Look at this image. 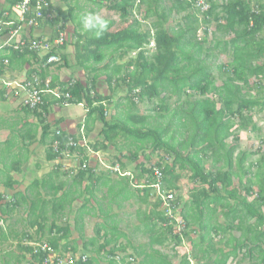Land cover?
Listing matches in <instances>:
<instances>
[{
    "label": "trees",
    "instance_id": "16d2710c",
    "mask_svg": "<svg viewBox=\"0 0 264 264\" xmlns=\"http://www.w3.org/2000/svg\"><path fill=\"white\" fill-rule=\"evenodd\" d=\"M97 1L105 2V9L124 20L126 27L107 31L100 39L90 34L84 42L77 41L78 64L86 68L91 61L100 63L105 58L103 50L110 48L122 50L123 55L132 53L134 57L127 62L123 75L119 76V72L108 77L109 96L97 92L93 78L84 83L76 80L58 86L71 98L54 97V100L69 105L84 103L86 130L89 131V126L96 121L103 124L94 151L115 149L117 154L112 165L117 161L124 169L127 163L135 164V171H139L135 178L140 180L146 175L147 181L144 188L135 192L129 178L121 177L114 182L104 173L97 174L98 167L94 166L78 169L71 182L64 185L35 181L33 187L51 188L52 198L46 200L36 195L29 203V209L36 217L30 227L38 226L35 234L41 237L47 231L50 235L47 244L60 255L77 254L78 243L70 239L73 232L68 223L58 225L52 221L47 225L48 206L51 205L53 215L62 214L75 199L87 192L91 196L81 208L85 209V205L95 199L94 188L98 186L123 198L131 195L148 208L150 205L148 211H137L150 239L142 245H134L132 239H125L124 231L117 226L119 223H109L111 218L106 214L107 220L100 223L96 237L89 241L83 239L84 227H78L82 254L95 248L88 256L89 264H192L191 261L194 264H229L231 259L237 260V264H264V156L248 164L254 154L240 151L238 146L242 131H259L254 114L264 111V0H228L224 4L206 0L210 10L204 16L194 8L196 0ZM17 2L15 0L14 11ZM137 13L143 14L144 21L154 19L147 30H141ZM173 13L183 17L171 21ZM48 14L49 10L45 11L44 17ZM0 19L13 21L11 28L19 24V16L12 19L6 13H0ZM44 21L46 18L40 20L41 24ZM213 26L215 31L210 32ZM202 28L203 36H199ZM55 34L57 37L58 33ZM210 34L212 38L209 39ZM230 35L232 38L225 41L224 38ZM152 41L155 48H150ZM66 46L53 48L52 53H61L63 57ZM221 48H224L223 52ZM9 51L22 58L38 55L28 49ZM222 53L228 55L230 62L215 67L214 60ZM9 59L0 54V71L11 64ZM5 60H9V64L5 65ZM46 60L45 56L42 62ZM48 68L40 69L43 80L47 78ZM215 68L218 74H215ZM216 75L222 84L217 82ZM121 84L127 87L131 107L148 101L159 112L160 120L168 119L167 125L156 126L151 116L144 113H128L125 119L115 116L107 119L110 101ZM51 87L57 88L54 80ZM46 101L44 98V104L36 110L25 109L36 112L46 107ZM171 102L174 109H171ZM42 122L44 139L52 137V145L55 140L61 142L59 153L49 148L50 160L63 158L61 153L69 150L70 154L78 152L82 156L80 164L87 161L86 147L79 145L78 139L63 132L61 137L56 132L50 135L49 125L44 119ZM69 139L76 142L75 147L66 146ZM230 139L231 145L228 144ZM146 149H150L151 154H161L158 162L149 169L139 160V153ZM144 156L149 161L150 156ZM209 163L211 169H207ZM155 168L162 171L165 191H179L177 183L182 172L188 173V180L193 184L187 200L177 197L173 203L175 214L178 213L185 224L183 236L191 245L189 254H178L182 239L174 233L175 221L161 209L160 199L150 202L155 196L151 186ZM59 169L58 166L51 173L58 174ZM235 179L241 187H236ZM4 200L0 194L1 212L4 209L14 212L20 207L19 201L6 202L3 207ZM219 208L223 209L224 225L213 224L218 219ZM77 224L80 225L76 219ZM235 234L240 235L236 237ZM41 237L33 239L26 232L18 239L20 257L25 259L26 254L30 255L26 264H44L47 254H35L27 243H40ZM216 238L220 240L216 242ZM128 250L132 252L129 254Z\"/></svg>",
    "mask_w": 264,
    "mask_h": 264
},
{
    "label": "crops",
    "instance_id": "0c3cea01",
    "mask_svg": "<svg viewBox=\"0 0 264 264\" xmlns=\"http://www.w3.org/2000/svg\"><path fill=\"white\" fill-rule=\"evenodd\" d=\"M14 3L15 0H0V13H6L8 17L12 19L18 17L17 12L14 11ZM91 3H93L94 9H87L89 7L88 4ZM104 3L105 2H96V0H50V10L48 18H46L47 21H44L37 29L25 30L20 33L18 38L30 37L53 39L56 35L55 32L58 33L59 31H66V33L70 36L71 41L63 50V63L61 65L50 66L47 71V77L55 81V83L57 84V88L58 86H66L69 83L75 82L76 80H80L84 83L87 81H92V79L94 78L97 83V92H99L103 96H109L110 90L108 85V77L119 72V76L123 75L124 69L127 66V62L133 58L131 57L128 60L126 57L128 54L132 55V53H126L125 55H123L121 52L122 50H114L110 48L103 50L105 58L100 63L91 61L90 63L86 64V68H83L78 64L76 50L77 41H80L82 43L90 36V34H92L91 32H84L78 22L79 16L83 12H85L86 9L90 12L100 13L109 22L108 31H114L118 28L126 27L124 20L119 18L115 13L108 12L105 9V7L103 6ZM144 8L145 7L143 6L142 13H144ZM101 12H103V14ZM135 12L136 11H134V15L136 14ZM137 14L138 19L142 23L141 30H147L146 28L150 24V21H144L143 14ZM181 16L183 17V15L179 16L173 13L170 18L172 19L171 21H173L174 19H179ZM54 20H57L58 24H55ZM170 24H172V22ZM62 27L63 30H60L62 29ZM231 38L232 35L227 36L226 39L224 38V40L228 41ZM7 39L8 35L6 33H0V47L7 41ZM221 50L223 52L224 48H221ZM0 54L3 58L4 56L8 59L9 56L12 57L11 60L9 59L11 61H9L11 64L0 71V145L4 146L6 149L4 155L9 153V156H4L6 158H4V160L0 163V194L5 197V200L2 202L3 207H5L6 202L15 203L16 201H19L20 207L17 210L21 211L22 206L28 205V197L26 196V192H37L38 189H42L41 186L33 187L35 181L41 180L39 178H43L42 176H45L41 181H45V184L49 183L50 185L52 184L53 186H57L69 183L67 182V180L75 175L70 171H72L76 167V164L74 165L75 161H69V157L64 156L63 158L50 160L49 148L51 149L52 137L49 139H44L45 131L43 130L42 120L44 119L45 123L49 125L50 135L54 134L57 131H61L65 135L72 136L75 139H78L79 145L86 147L85 155L87 157L89 155L87 151L88 142H90V144L91 142H93V144L90 145L93 149V146L98 141L103 124L99 121H96L93 125L89 126V131L86 130L85 122L87 109L84 106V103L78 105L70 104V106H74L76 109L68 112L65 111V108H67L69 104H60L56 102L54 100V97L50 94L45 97L47 100L45 108L37 110L36 112L28 111L27 109H25L24 95L22 93L19 95H15L11 90L4 87L2 82L21 81L25 78H29L35 72L39 73L40 69H45V67L42 68L45 63L42 62L44 56L43 54H38L37 56L36 54H29L22 58L16 54H11L10 51H2ZM220 55L221 59L225 62L228 55L224 53ZM224 62H222V64H224ZM73 70L76 71V74H73ZM220 83L222 84V80H220ZM104 86H107V92L105 91ZM119 88H121V85ZM114 94L110 101V104H112V108L107 109V119H110V117L114 116L117 118V116H119L115 107L118 104L117 101L123 97H116V95ZM126 94H128V92ZM127 97L128 96H125L124 98L129 103ZM139 113L146 114V111L145 109H141L140 111H135V113L133 114L137 115ZM126 116L127 114L125 115V117ZM73 154H75V157L77 158L82 157L78 152ZM115 154H117L116 150L112 148L109 150H100L95 154H91L89 155L91 157V165L94 167H99L101 168V171H103L105 165H112L111 162L113 160L109 161L107 156L111 155L114 157ZM36 155H38L39 157H45L43 160H46L47 163L51 164L52 169L48 173H44L42 166L37 165L35 160ZM79 161H77L76 163L78 164ZM116 163L118 162L116 161ZM99 164H101V166H99ZM65 165H67V167H65ZM58 166L60 167L59 173L52 174L51 172H53V170H55ZM68 167H70V169H68ZM133 170V166L131 167L130 163H127V167L123 169V171H127L137 176V173H135V171L133 172ZM40 173L41 175H39ZM42 173H44V175H42ZM50 173L51 177H49ZM102 173L105 172L103 171ZM28 174H32V178L27 177L26 175ZM105 175L108 174L106 173ZM25 176L26 179L24 178ZM108 176V178H113L115 180L114 182L120 180L121 178L118 175ZM27 179L32 180L31 183L28 185V181H25V183L22 184V180ZM140 180L145 184L146 175ZM86 184L87 183L85 182L84 185ZM102 191L106 193L108 189L102 187L98 188V186L94 188L95 199L92 200L88 205H85V209L81 208L84 206L85 201L90 198L91 195L89 193L84 192L82 196H79L74 200L75 203L80 204L79 206H77V208L81 210V218L89 215L88 209L91 208V206L92 208L96 207V198H100L99 192L102 193ZM111 193L113 194L114 192ZM61 194L62 192H60V195ZM242 194H244L243 191ZM105 196L106 195H103V198H105ZM251 199L252 198H250V200ZM100 204L101 203H99L98 205ZM126 205L128 206V209L118 213L124 217H127L126 221H123V219H121V222L124 223V233L126 237L125 239H150L147 233V228H145V226H143V224H141L140 222L142 216H140V219L137 216L139 207L134 205L133 200H131L129 205ZM1 210L2 209L0 207V225L4 222H7L8 218L11 215L14 216L13 213L17 211L15 210L14 212H11L9 210L5 211L4 209L3 212H1ZM67 210L68 208H66V211ZM132 210H135L134 215L130 212ZM101 212L104 214L102 208ZM218 214V219H215L213 224L218 223L220 225H224L226 221L223 217L224 214L222 208H219ZM97 218H99V216H97ZM110 218V222L113 224H117L120 221V219L116 218V221L114 222V218L112 216H110ZM32 222H34V220L30 221L29 223L31 224ZM102 222L104 221H102V218H100V221H97V226ZM47 225H49V223ZM78 227L80 229L84 226L83 224H81ZM0 228V236L8 235L7 239H12L11 232L5 233V230L2 229V227ZM235 235L236 237H239L240 234ZM75 236L76 235L73 233V236L70 239H73V237L75 238ZM33 239H38V236L35 234V236H33ZM78 239H80V236ZM219 240V238L215 239L216 242H218ZM225 250L228 251L229 249ZM177 251L178 254L180 253V255L190 253L191 245L188 240H185L184 245L182 243V245L177 248ZM27 255L28 254H26L25 256L27 257ZM20 259H23V257H20ZM229 264H237V260L231 259L229 261Z\"/></svg>",
    "mask_w": 264,
    "mask_h": 264
},
{
    "label": "rangeland",
    "instance_id": "374dc122",
    "mask_svg": "<svg viewBox=\"0 0 264 264\" xmlns=\"http://www.w3.org/2000/svg\"><path fill=\"white\" fill-rule=\"evenodd\" d=\"M73 2V1H72ZM89 7L87 9L90 8L91 9H94V5L93 3L91 4H88ZM87 9L85 11H87ZM103 14V12H101ZM182 17V16H181ZM180 17V18H181ZM179 18V19H180ZM174 20H178V19H174ZM151 22H154V19L151 18L149 20ZM215 31V27L213 26L211 28V32H214ZM212 38L211 34L209 36V39ZM222 39V37H221ZM70 43V42H69ZM68 43V44H69ZM67 44V45H68ZM127 59L129 60L131 57H134V55H130L128 54L127 56ZM220 59L218 60H214V66L217 67L218 65H221L222 62H224L222 59H221V55H219ZM226 61H230L227 57ZM218 70L215 68V74H218L217 73ZM73 74H76V71L73 70ZM216 78H217V82L220 83V77L216 75ZM221 84V83H220ZM107 86L105 87L104 86V89L105 91L107 92L106 90ZM108 89V88H107ZM127 93V87L123 84H121V88H118L115 92L114 95L117 96H120V97H123L121 98L120 100L117 101V106L115 107V109L117 110V113L119 116H117V118H125V115L128 114V113H135V111H140L141 109H145L146 111V114L150 115L151 116V121L153 124H155L156 126H164V125H167V122H168V119H164V120H160L159 119V112L154 110L153 109V105L150 104L148 101H145V104L141 105L138 103V105L135 107H131L129 106V103L127 102V100L124 98L125 96H128ZM171 109H174V103L171 102ZM112 104L110 105L109 108H112L111 107ZM66 110L65 111H72V110H75L76 108L74 106H68L67 108H65ZM254 121L255 123L257 124V127L259 129V131H242L240 133V142L238 143V146H239V150L240 151H244V152H247V153H253L254 156H251L249 159H248V164H251L252 162H255L257 159H259L261 156H264V144H261L262 141H264V111L259 113V112H256L254 114ZM93 142H88V153L89 155L91 154H95L96 152L93 151V149L91 148L90 145H92ZM228 144L231 145L233 144L232 142V139L228 140ZM51 147L53 148V145L51 144ZM84 147V146H83ZM0 163L4 160V156H9V153H7L6 155H4L6 149L4 146L0 145ZM46 152V151H45ZM144 154H146L147 156L149 155L150 156V159L149 161L145 158ZM88 155L87 157V160L89 161V163L91 164V160H90V156ZM159 157H161V154L160 153H154V154H151V150L150 149H146L143 152H140L139 153V160L141 162H144L146 164V167L147 169H149L150 167L154 166L158 160H159ZM45 157H39L38 155H36V163L37 165H40L42 166L43 168V171L44 173H48L52 167H51V164L47 163L46 160H43ZM105 158V157H104ZM108 160H112L113 156L111 155H108L107 156ZM69 161H75L74 165L76 164L77 165V161L80 160V157H75V155H71L68 159ZM77 160V161H76ZM251 162V163H250ZM69 165V164H67ZM67 165H65V167H67ZM99 166H101V164H99ZM133 166V172L135 171V165L134 164H131V167ZM20 167V166H19ZM211 169V164L209 163L208 166H207V169ZM68 169H70V167H68ZM98 171L97 174H101L103 171H101V168L98 167ZM124 172V171H123ZM44 173H42V175H44ZM124 173H128L127 171L124 172ZM135 173H139V171H135ZM106 174V173H104ZM41 175V173L39 174ZM109 175V174H108ZM3 176V175H2ZM27 177H31L32 178V174H28L26 175ZM26 176L24 177L26 179ZM130 176L131 178L133 177L134 181L132 183L133 186H141L143 185L144 183L141 182V180H137L135 177V175H133L132 173H130ZM4 177V176H3ZM43 178L45 176H42ZM43 178H39V179H43ZM69 178V177H68ZM244 182L246 181L245 178L243 179ZM25 181H28L27 184L29 185L31 183L32 180L30 179H27V180H22V184L25 183ZM67 182H71V178H69L67 180ZM235 184L237 185L236 187H241L240 184H239V180L235 179ZM132 186V189L136 192L137 190L134 189V187ZM177 186L179 188V191L178 192H175V198L177 197H181L182 199L184 200H187L188 199V196L190 194V189L193 187V184L191 182H189L188 180V173L186 172H182L181 173V176H180V180L179 182L177 183ZM27 193V197H28V205L27 206H22V210H17L15 211L13 215H11L7 222H4L3 224L0 225V227H2V229H4L5 233L7 232H11L12 233V239H9V240H0V264H26L27 263V259L30 260V255L28 254L27 257L25 259H20V255H21V250L19 249L18 247V239H22L23 237V234H25L26 232H28L30 235L35 236V233L37 231V228L38 226H35V228H31L30 227V221L32 220H36V217L32 215V212L30 211L29 209V203L31 201H33L34 197L36 195H41L42 197H44V199L48 200V199H51L52 198V195L50 194V191L48 189L46 190H37V192H32V191H28L26 192ZM103 195H106L105 198H103ZM99 197L100 198H96V201L97 203H101L100 205H96L95 208H92L91 205V208H89V215L87 216H84L83 218L80 217V214H81V210L77 208V206H79L80 204H77V203H72L71 204V207L68 208V210L62 214H59V215H53L51 213V205H49L48 209V218H47V222L49 223V225L51 224L52 221H56L58 225H64L65 223H68L71 227V231L76 235L75 238L73 237L72 240H74L75 242L77 241L78 243V249H79V252L77 254H82V243H81V240L82 239H78L79 236L78 234L80 233V231L78 230V224L75 225V221L76 219L78 220V223L81 225L83 224L84 226V231H83V236H84V241H89L91 240L92 238L96 237V230L98 227H100V225L97 226V221L99 222L100 221V218H102V221H105L107 220V217H106V214L112 216L114 218V222L116 221V218L117 219H120L119 221V227L122 228L123 231H125L124 229V223L121 222V219H123V221H126L127 220V217H124L122 216L121 214H118L119 212H122L126 209H128L127 205L126 204H130L131 200L134 201V205H136L137 207H139V211L140 212H144V211H148L149 208H150V205H149V208L146 207L145 205L137 202L133 196L131 195H127L126 198H123L122 196L120 195H117L116 193L115 194H112L110 192H106L104 193L102 191L99 192ZM100 201V202H99ZM156 201V199H154L152 197V199L150 200L151 203H154ZM99 207V209H98ZM101 208H102V211L104 212V214L101 212ZM107 210V212H106ZM131 214H135V210H132L130 211ZM121 215V216H120ZM97 216H99V218H97ZM137 216L138 218L140 219L138 213H137ZM96 217V218H95ZM176 217L177 218H180L179 217V214L177 213L176 214ZM86 218V219H85ZM138 219V220H139ZM110 220V219H109ZM35 222V221H34ZM32 222V223H34ZM109 223H111L109 221ZM38 225V224H37ZM76 227H77V230H76ZM22 235V237H21ZM8 235H4L3 237H1L0 239H7ZM41 236H38V239L40 238ZM50 237L49 233L46 231L45 234H43V236L41 237V243H47V239ZM72 238V237H71ZM134 245H142L143 243L146 242V239H132ZM124 242V241H123ZM126 242V240H125ZM28 245H32L34 244L35 242H27ZM32 243V244H30ZM64 243V242H63ZM62 243V244H63ZM93 250H95V248H92L88 251V256L92 255L93 254ZM132 251L131 250H128V253L130 254ZM56 254L60 255L59 252H56ZM182 253V251H181ZM180 255V253H179ZM64 256V255H62ZM103 262V260H102Z\"/></svg>",
    "mask_w": 264,
    "mask_h": 264
},
{
    "label": "built area",
    "instance_id": "2783aa9c",
    "mask_svg": "<svg viewBox=\"0 0 264 264\" xmlns=\"http://www.w3.org/2000/svg\"><path fill=\"white\" fill-rule=\"evenodd\" d=\"M35 1V3H34ZM189 1L192 0H182ZM220 4L227 3L228 0H216ZM194 8L199 12L200 16H204L210 10V4L206 0H196L194 4ZM50 10V0H18L15 5V11L19 16V24L15 28L13 21H5L0 19V33L5 32L8 35L7 41L0 47V53L2 51L15 50L20 51L24 49H28L31 52H36L37 54H43V56L47 57L46 62L43 67H50L55 65H61L63 63V59L61 53H52L53 48H62L67 45L71 38L66 33V31H59L57 37L54 39L47 38H18L20 33L25 30L37 29L40 27V20L44 18H48V15L44 17V12ZM204 29L199 31V36H203ZM211 32V31H210ZM150 48H155V42L152 41L150 44ZM5 65L9 64V60L4 61ZM1 64V63H0ZM44 69V68H43ZM41 70L39 73L33 74L29 78H25L21 81H4L2 82L4 87L11 90L15 95L23 94L24 95V106L31 109L36 110L40 108L44 104V98L47 95H52L53 97L60 99H70L71 96L67 93L62 92L59 88L53 89L51 87L52 80L47 77L44 80L40 76ZM61 131H57L56 135L61 137ZM84 139V138H83ZM61 146V142L58 140L54 141L53 149L56 153H59V147ZM67 147H75L76 142L73 139H69L66 144ZM66 157H70L73 154H70L69 150L61 153ZM75 155V154H74ZM82 164L78 163L76 167L70 171L75 174L78 169L82 168L86 170L90 166H92L89 161H85ZM103 171L109 175H118L120 177H129L130 180L134 181L133 177L131 178L130 173H124L120 164L116 163L114 165H105ZM99 172V171H97ZM147 181V180H146ZM145 181V182H146ZM133 186V185H132ZM155 190V199H160L162 202L161 209L164 210L168 217L175 221L174 225V233L178 235L182 239V243L184 245L185 239L183 236V231L185 228V224L183 223L181 218H177L175 214V206L174 202L175 192L173 191H165L164 183H163V174L162 171L158 168L154 169V182L151 185ZM135 189H141L145 187V184L141 186H133ZM34 249V253L38 254L40 252L46 253L47 258L44 261V264H89L88 263V255L87 254H67V255H58L55 253L54 249L47 243H34L31 245ZM189 254V253H188ZM192 264H194L191 261Z\"/></svg>",
    "mask_w": 264,
    "mask_h": 264
},
{
    "label": "clouds",
    "instance_id": "9594fccd",
    "mask_svg": "<svg viewBox=\"0 0 264 264\" xmlns=\"http://www.w3.org/2000/svg\"><path fill=\"white\" fill-rule=\"evenodd\" d=\"M78 22L84 32H91L96 39H100L109 30V22L98 12H83Z\"/></svg>",
    "mask_w": 264,
    "mask_h": 264
}]
</instances>
